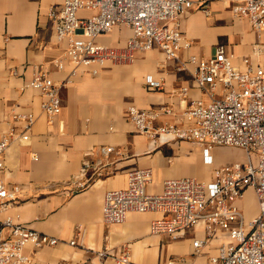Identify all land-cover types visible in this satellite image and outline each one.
<instances>
[{
	"label": "crops",
	"instance_id": "obj_1",
	"mask_svg": "<svg viewBox=\"0 0 264 264\" xmlns=\"http://www.w3.org/2000/svg\"><path fill=\"white\" fill-rule=\"evenodd\" d=\"M63 1L0 0V137L11 128L23 131L24 122L13 118L14 113L33 112L37 117L29 139H14L3 155L0 177L22 189L3 215L60 239L54 246H28L26 252L33 256V264H121L112 255H98L103 248L116 255L127 249L130 262L125 264H162L180 257H187L192 264H207L209 256L228 239L227 233L218 231L194 256L193 240L205 236L203 224L174 237L150 231V222L165 216L158 211H129L123 222L107 223L103 220L105 193L125 187L134 168L153 170L152 182L147 185L152 193L160 192L168 178L190 176L208 181L215 168L244 162L245 151L214 145L210 150L213 162L206 163L197 142L158 144L137 132L128 114L129 105L154 111L172 108L171 113H159V124L176 122L191 100L209 99L188 70L177 68L179 60L167 59L158 46L136 51L132 62L110 61L97 75L76 76L60 89L62 110L49 122L41 108L40 90L26 83L38 69L57 83L69 76L70 63L64 69L55 65L67 42L57 39L49 15V8ZM208 6L209 14L193 8L181 16V29L192 41L190 48L181 50V58L189 54L208 57L224 45L234 54L233 63L243 68L245 56L255 59L253 46L264 45V31L259 35L246 17L236 16L223 1L211 0ZM131 34L130 27L116 26L98 41L124 47ZM148 74L164 78V86L150 87L145 80ZM184 86L188 87L186 95L181 94ZM108 146L114 150L103 149ZM85 162L91 165L85 177L94 173L98 162L104 164L105 173L90 186L70 192L68 182ZM238 204L247 219L259 212L253 188L247 189ZM78 225L83 230L78 231ZM72 239L76 244H70Z\"/></svg>",
	"mask_w": 264,
	"mask_h": 264
},
{
	"label": "built area",
	"instance_id": "obj_2",
	"mask_svg": "<svg viewBox=\"0 0 264 264\" xmlns=\"http://www.w3.org/2000/svg\"><path fill=\"white\" fill-rule=\"evenodd\" d=\"M211 0H64L60 6L49 8L56 37L66 41L62 58L55 60L58 69L71 64L69 76L60 83L42 70L34 72L26 86L40 90L41 108L48 121L53 122L62 110L60 89L79 75H97L108 62L127 63L134 60L138 50L158 46L167 59L179 60L177 68L188 70L197 85L207 94L208 100H191L176 122L156 123L160 112L171 113L172 108L143 110L128 106L130 120L137 132L158 144L190 140L202 146L204 161L212 163L210 153L214 145H231L245 151L244 162L215 168L208 181L196 177L168 178L160 192H149L152 182L151 168H134L128 174L127 185L108 190L104 196L103 220L107 223L123 222L129 211H158L164 217L150 222L154 234L169 233L177 237L187 228L203 224L205 236L194 238L193 255L200 254L211 238L225 232L224 240L207 264H264V45L256 43L250 56L244 57L243 68L233 63L234 54L224 45L216 47L208 57L189 54L181 58V50L192 46L181 29V16L193 8L210 13ZM236 16L248 19L259 35L264 31V0H220ZM87 11V13H82ZM132 30L124 47H114L98 41L102 34L116 26ZM146 83L162 88L164 78L146 76ZM188 87L181 88L186 95ZM22 119L24 128L18 133L11 128L0 137V170L3 155L14 139L27 140L37 119L33 112L13 114ZM107 152L113 146L103 147ZM37 158V155H34ZM91 165L85 162L78 174L69 180L70 192L90 186L104 175V164L98 162L90 177H85ZM248 188L255 190L259 212L250 219L238 204ZM22 189L10 186L0 177V264H33L28 246L41 248L60 242L56 236L31 229L17 222L5 211L19 199ZM78 231L83 230L81 225ZM76 244V240H70ZM100 256L112 255L121 264L130 262L129 251L116 255L107 248L97 251ZM162 264H192L187 257L168 259Z\"/></svg>",
	"mask_w": 264,
	"mask_h": 264
}]
</instances>
